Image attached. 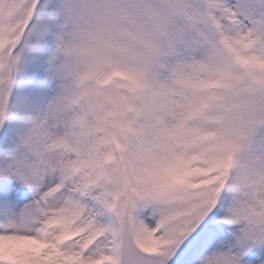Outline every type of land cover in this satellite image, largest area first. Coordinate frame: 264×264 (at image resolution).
<instances>
[{"label": "clouds", "instance_id": "1", "mask_svg": "<svg viewBox=\"0 0 264 264\" xmlns=\"http://www.w3.org/2000/svg\"><path fill=\"white\" fill-rule=\"evenodd\" d=\"M221 15L218 0H47L37 46L52 88L22 151L117 207L160 162H219L229 219L264 221V18L241 37Z\"/></svg>", "mask_w": 264, "mask_h": 264}, {"label": "snow or ice", "instance_id": "2", "mask_svg": "<svg viewBox=\"0 0 264 264\" xmlns=\"http://www.w3.org/2000/svg\"><path fill=\"white\" fill-rule=\"evenodd\" d=\"M218 3L241 37L264 18V0ZM46 6L0 0V264H264V221L229 219L235 194L222 163L160 162L117 207L22 151L52 88L37 46ZM247 49L238 39L237 55L256 62Z\"/></svg>", "mask_w": 264, "mask_h": 264}]
</instances>
